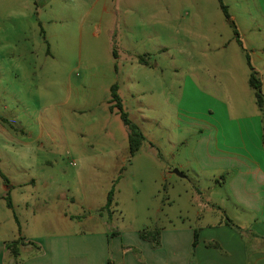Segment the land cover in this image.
I'll return each mask as SVG.
<instances>
[{
  "label": "rangeland",
  "instance_id": "rangeland-1",
  "mask_svg": "<svg viewBox=\"0 0 264 264\" xmlns=\"http://www.w3.org/2000/svg\"><path fill=\"white\" fill-rule=\"evenodd\" d=\"M44 1L0 0V118L9 121H0L9 181L0 176V238L207 224L225 217L222 208L242 220L216 184L227 175L202 173L192 150L212 126L232 123L225 106L234 114L256 107L244 96L248 68L235 30L259 64L248 49L264 46L257 1L221 0L231 23L219 0H135L127 26L115 16V28L130 32L118 60L114 45L92 36L99 4L78 27L94 0ZM116 83L145 137L133 157L128 129L111 111ZM171 168L185 178L163 181ZM113 189L108 220L99 211Z\"/></svg>",
  "mask_w": 264,
  "mask_h": 264
},
{
  "label": "crops",
  "instance_id": "crops-1",
  "mask_svg": "<svg viewBox=\"0 0 264 264\" xmlns=\"http://www.w3.org/2000/svg\"><path fill=\"white\" fill-rule=\"evenodd\" d=\"M34 1L37 3L41 0ZM134 1L94 0L80 19L78 27L82 30L99 4L96 22H91L94 28L92 36L96 39L102 38L104 44L109 42L114 45L115 59L120 58L119 52L127 56L128 51L120 47L123 40H130V32L128 28L126 33L115 28V16L121 13L123 25L127 26V20L133 16L130 6L134 5ZM153 1L160 5L164 0ZM256 1L264 19V0ZM49 2L50 0H45L43 4L47 5ZM158 15L160 14L156 13L151 16L156 18ZM22 17L27 18L25 15ZM48 21L63 20L51 18ZM259 32L263 40L264 30L259 29ZM40 34L43 41L51 46L49 35L45 31ZM240 46L247 63L248 51L243 44ZM217 47L210 51L214 54L221 52L226 49V44ZM248 49L260 61L255 65L252 56L248 54L256 76L262 82L264 95V46H248ZM247 68L243 92L246 98L253 97L256 107L236 110L234 114L231 107L225 106V114L232 117V123L212 126L207 140L199 142L192 150L193 159L202 173H216L220 177L227 175L222 183L216 184L225 191L243 218H230L227 208L222 210L242 232L224 224L225 218L199 225L156 226L154 228L161 231V243L157 248L149 241L142 240L140 231H117L119 235L111 239L109 233L114 230L108 227L88 232H51L45 235L22 236L26 243H33L37 248L31 245L22 246L17 259L6 249V243L10 241L0 238V264H109V259L111 264H264V106L259 108L256 103L254 90L249 84L252 70L248 63ZM226 92L227 89L224 93ZM179 167L181 170L182 166ZM174 170H165L161 174L163 181L171 180ZM212 207L218 209V206ZM200 216L199 219L202 218ZM196 229L199 230V242L193 252ZM208 243H217L220 249L209 247Z\"/></svg>",
  "mask_w": 264,
  "mask_h": 264
},
{
  "label": "trees",
  "instance_id": "trees-1",
  "mask_svg": "<svg viewBox=\"0 0 264 264\" xmlns=\"http://www.w3.org/2000/svg\"><path fill=\"white\" fill-rule=\"evenodd\" d=\"M219 1H220V6L222 9L223 15L225 16L226 20L233 23L231 21V16H230V13L228 11V8L223 4V2L221 0H219ZM235 35L237 36V41L241 45L242 43L239 40V34H238L237 30H235ZM139 61L143 64H147L145 59H140ZM247 63L252 70L251 76L249 79V84H250L251 88L254 90L255 100H256L258 107L263 108V106H264V95H263V91H262V82L256 76V72L254 71V69L251 65L250 56L248 54H247ZM119 89H120V85L118 83L114 84L111 87V100H110V103L112 104L111 105V111H116L119 114L123 124L128 129L129 152H130V155L133 157L140 150L145 137H144L140 127L130 119L129 114L124 110L122 98L119 94ZM0 121H2L3 123H9V121L5 118H0ZM0 176L5 180L6 184L9 183L8 179L2 173L1 169H0ZM113 193H114V189L108 195V201H107L106 206L103 207L99 211V215L102 217H107L108 220H110L112 218V215H113V211H112ZM8 205L10 207H12L10 200L8 201ZM218 210H221V208L218 207ZM224 218H225L224 224L242 232V230L239 227H237L227 215H225ZM117 235H119V233L114 230L111 233H109V239H111ZM140 238L144 241H149L154 248H157L160 246V243H161V231L159 228L143 229L140 231ZM198 242H199V230L196 229L195 235H194V242L192 245L193 252L195 251V248H196ZM26 245H31V246H34L35 248H37V246L34 245L33 243H26L25 238L20 236L16 240L7 242L6 243V249H7V251H9L11 253V255L15 259H17L20 256L21 247L26 246ZM207 245L209 247H214L216 249H220V246L217 243H208ZM109 264H111L110 259H109Z\"/></svg>",
  "mask_w": 264,
  "mask_h": 264
},
{
  "label": "water",
  "instance_id": "water-1",
  "mask_svg": "<svg viewBox=\"0 0 264 264\" xmlns=\"http://www.w3.org/2000/svg\"><path fill=\"white\" fill-rule=\"evenodd\" d=\"M176 175H178L179 177H184V175H182L178 170H174L173 171Z\"/></svg>",
  "mask_w": 264,
  "mask_h": 264
}]
</instances>
